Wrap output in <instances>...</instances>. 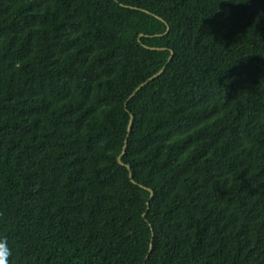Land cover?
Segmentation results:
<instances>
[{
  "label": "trees",
  "instance_id": "obj_1",
  "mask_svg": "<svg viewBox=\"0 0 264 264\" xmlns=\"http://www.w3.org/2000/svg\"><path fill=\"white\" fill-rule=\"evenodd\" d=\"M0 239L264 264V0H0Z\"/></svg>",
  "mask_w": 264,
  "mask_h": 264
},
{
  "label": "clouds",
  "instance_id": "obj_2",
  "mask_svg": "<svg viewBox=\"0 0 264 264\" xmlns=\"http://www.w3.org/2000/svg\"><path fill=\"white\" fill-rule=\"evenodd\" d=\"M9 252L7 241L5 239H0V264H8L7 256Z\"/></svg>",
  "mask_w": 264,
  "mask_h": 264
},
{
  "label": "water",
  "instance_id": "obj_3",
  "mask_svg": "<svg viewBox=\"0 0 264 264\" xmlns=\"http://www.w3.org/2000/svg\"><path fill=\"white\" fill-rule=\"evenodd\" d=\"M162 49H163V48H162ZM171 56H172V52H171V55H170L169 59L171 58ZM162 71H163V69H161L159 72H157L156 74H154V75H152L151 77H149V79H147L146 81H148V80L154 78L155 76H157L158 74H160ZM143 84H144V83L140 84V85L135 89V91L138 90ZM131 123H132V117H131V120H130V123H129V126H128V131H130ZM126 145H127V139L125 140V144H124L123 151H122V153H121L120 156H119V162H120L121 164H123V162L121 161V156H122V154L125 152ZM127 167L130 168L129 165H127ZM130 175H131V174H130ZM152 195H153V194H152V192H151V196H152Z\"/></svg>",
  "mask_w": 264,
  "mask_h": 264
}]
</instances>
